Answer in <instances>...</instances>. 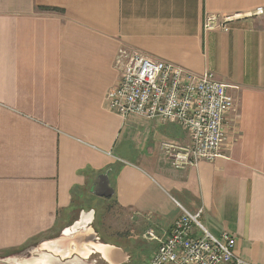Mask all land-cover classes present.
I'll use <instances>...</instances> for the list:
<instances>
[{
  "label": "crops",
  "instance_id": "1",
  "mask_svg": "<svg viewBox=\"0 0 264 264\" xmlns=\"http://www.w3.org/2000/svg\"><path fill=\"white\" fill-rule=\"evenodd\" d=\"M207 13L241 17L207 31ZM122 47L227 85L237 105L222 157L175 168L161 144L188 140L178 123L110 109ZM101 173L111 198L93 192ZM108 205L128 215L123 241L103 234ZM183 208L203 209L212 234L234 235L238 256L264 264V0H0V260L85 264L60 255L65 243L41 242L92 211L86 229L126 258ZM146 242L148 259L158 242Z\"/></svg>",
  "mask_w": 264,
  "mask_h": 264
},
{
  "label": "built area",
  "instance_id": "2",
  "mask_svg": "<svg viewBox=\"0 0 264 264\" xmlns=\"http://www.w3.org/2000/svg\"><path fill=\"white\" fill-rule=\"evenodd\" d=\"M255 13H263V9ZM240 17L207 13L204 29L228 32L231 22ZM115 64L121 74L107 94L110 109L124 117L138 114L176 122L188 133L185 142L162 141L161 149L173 167H195L224 155L228 115L237 104L214 72L196 74L125 47L120 48ZM202 214L203 209L192 213L183 208L164 236L147 229L143 239L156 241L158 246L142 264H254L237 255L234 235L212 234L202 222Z\"/></svg>",
  "mask_w": 264,
  "mask_h": 264
},
{
  "label": "water",
  "instance_id": "3",
  "mask_svg": "<svg viewBox=\"0 0 264 264\" xmlns=\"http://www.w3.org/2000/svg\"><path fill=\"white\" fill-rule=\"evenodd\" d=\"M93 192L96 195L105 198H111L114 195V188L111 185L108 173H101L96 178ZM90 214L91 220L87 224H91L94 218V212L92 211ZM79 222L80 221H76L69 229L66 230V235L68 236L64 235L56 239L44 240L41 242V245L49 243L54 248L55 246L57 247L60 244L65 243V246L67 248V254L62 256L64 259L71 258L74 256V254H79L82 257L86 258L89 257L91 254L97 252L101 253L110 264H123L127 261V259L130 258V255L127 252L125 253L124 250L123 251L126 254V258L121 255L122 253H119L122 251L121 249H118L117 252L116 247L110 244L100 242L99 236L94 230V228L90 227L89 229H86L87 224L82 225L79 224ZM71 234L73 235L71 236ZM82 251H84V253H82ZM55 254H57L56 251ZM109 255L112 257H110ZM116 255H118L117 259ZM0 264L15 263H9L0 260Z\"/></svg>",
  "mask_w": 264,
  "mask_h": 264
},
{
  "label": "rangeland",
  "instance_id": "4",
  "mask_svg": "<svg viewBox=\"0 0 264 264\" xmlns=\"http://www.w3.org/2000/svg\"><path fill=\"white\" fill-rule=\"evenodd\" d=\"M127 217L128 215H126L124 211L120 210L115 205H108V207H106L100 219V224H102L103 234L108 235L112 239H115L117 241H123L127 237L126 230H127V224L129 221ZM134 242L135 243L138 242V245L136 244L137 247H134L135 246L134 244L133 245L134 249L129 250L130 253L132 252L131 253L132 263L129 262V263H123V264H138L140 262L145 261V259L147 258L146 256H147L148 249H149L148 242H146V240L141 241L139 238L138 239L134 238ZM129 248H132V247L128 246V249ZM75 255H78V254H75ZM98 255H99L98 252L93 253L89 257L84 258L83 261L85 264H93V261L97 260L98 262L96 264H105V262ZM79 257H82V256L80 255ZM42 258H37V260L42 259ZM75 258L76 257H71L69 261ZM38 261L35 264H40V262ZM50 263L51 262H49V264ZM74 263L79 264V262H76V261Z\"/></svg>",
  "mask_w": 264,
  "mask_h": 264
},
{
  "label": "bare ground",
  "instance_id": "5",
  "mask_svg": "<svg viewBox=\"0 0 264 264\" xmlns=\"http://www.w3.org/2000/svg\"><path fill=\"white\" fill-rule=\"evenodd\" d=\"M90 220H91V214L89 213L87 216H84V218L83 217L81 218L79 224H82V225L84 224L85 225V224L89 223ZM46 259H47V257L46 258H42L38 262L43 264V262H45Z\"/></svg>",
  "mask_w": 264,
  "mask_h": 264
},
{
  "label": "flooded vegetation",
  "instance_id": "6",
  "mask_svg": "<svg viewBox=\"0 0 264 264\" xmlns=\"http://www.w3.org/2000/svg\"><path fill=\"white\" fill-rule=\"evenodd\" d=\"M92 225H94V223H92ZM101 242H102V243H105V242H103V239H101ZM82 253H84V251H82ZM60 255L63 256V255H66V254H65L64 252H61ZM94 255H96V254H94ZM92 256H93V255H92ZM98 256H99V257L105 262V264H110L109 262H107V261L104 260V257H103V255H102L101 253H99ZM130 257H131V253H130ZM97 262H98L97 260H94V261H93V264H96Z\"/></svg>",
  "mask_w": 264,
  "mask_h": 264
}]
</instances>
